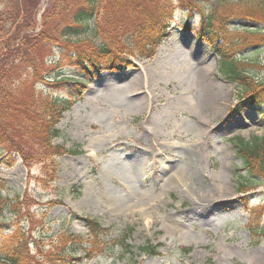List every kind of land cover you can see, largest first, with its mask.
Segmentation results:
<instances>
[{
  "label": "rangeland",
  "instance_id": "1",
  "mask_svg": "<svg viewBox=\"0 0 264 264\" xmlns=\"http://www.w3.org/2000/svg\"><path fill=\"white\" fill-rule=\"evenodd\" d=\"M173 1L168 38L154 57L129 55L121 69L103 63L93 75L77 73L86 80L80 95L69 81L58 89L73 94L75 103L59 123L55 144L77 152L56 155L55 169L53 162H32L0 145V223L19 222L10 205L22 194L21 224L30 232L27 254L33 258L27 264H62L61 255L83 256L79 264H264V236L257 231L264 226V177L242 167L233 141L264 134V104H240V89L221 74L214 46L182 30L186 21L198 28L201 14L190 10L191 0ZM194 1L208 11L213 0ZM251 27L233 21L228 36ZM256 30L264 38V30ZM81 37L96 41L90 32ZM256 46L237 57L248 64L244 71L264 82V44ZM76 72L64 71L70 79ZM188 153L198 163L196 183L186 180L174 190L169 175L190 167ZM142 155L156 157L144 176L135 167ZM112 165H124L132 182L118 185L107 175ZM102 180L115 197L125 195L118 208L100 190ZM140 192L155 200H141ZM85 219L101 225L98 236ZM146 244L158 254L139 249Z\"/></svg>",
  "mask_w": 264,
  "mask_h": 264
},
{
  "label": "trees",
  "instance_id": "2",
  "mask_svg": "<svg viewBox=\"0 0 264 264\" xmlns=\"http://www.w3.org/2000/svg\"><path fill=\"white\" fill-rule=\"evenodd\" d=\"M44 2L0 0V145L7 148L4 145L8 144L32 162H53L56 169V155L70 152L60 151L63 145L55 144L62 135L58 124L75 103L73 94L69 97L58 89L69 81L76 85V95H80L79 85L85 81L65 78V69H78L76 73L90 75L100 71L103 63L121 69L130 64L129 55L152 57L168 37L167 28L173 21L177 4L173 0H48L38 23ZM189 4L190 10L201 14L200 35L213 46L222 41L217 46L221 70L240 86L239 97L257 105L264 103V82L244 71L248 64L237 57L249 46L263 45L264 38L256 35L257 28L239 30L233 33L234 37L228 36L231 22L238 20L258 23V29L263 30L264 0H213L208 11L194 0ZM184 27L189 29L190 23L184 22ZM88 32L96 41L81 37ZM36 83L41 84V90ZM233 141L243 168L263 178L264 135L253 136L251 140L238 137ZM239 172L238 168L236 173ZM244 185L242 182L241 188ZM21 195L16 194L10 205L11 214L18 216L19 222L12 227L6 224L2 227L0 223V229L8 231L7 234L0 231L2 247H5L0 252V264H27L33 260L27 254L30 232L21 224ZM25 213V220L32 222V214ZM86 221L98 236L101 225L95 220ZM257 231L264 236V227ZM125 240L121 244L124 242L122 245L130 249ZM139 249L157 254L155 246L150 244ZM61 257L62 264H68L67 260L78 264L84 259Z\"/></svg>",
  "mask_w": 264,
  "mask_h": 264
},
{
  "label": "bare ground",
  "instance_id": "3",
  "mask_svg": "<svg viewBox=\"0 0 264 264\" xmlns=\"http://www.w3.org/2000/svg\"><path fill=\"white\" fill-rule=\"evenodd\" d=\"M156 144H158V142L156 141ZM138 162H136V165L135 167L136 168H139V173L143 174L144 175H147L146 173H148L149 169L151 168V165L153 163H155V160H156V157H151V158H148V157H143L140 156L138 158ZM187 160L190 162V167L186 168L185 166H183V168L179 169L177 173L175 174H170L169 175V178L168 179V186L174 190L178 189V188H183L184 185L183 182H185L186 180L192 185H194L193 182L196 183V173H197V170H198V163H195L194 164L192 163L193 162V158L191 159V154L188 153L187 155ZM196 165V166H195ZM115 168V169H114ZM112 170H110L107 175L109 174L110 176L114 177L116 179V182L125 187L127 185V183H130L132 182V179L131 177L127 174L126 172V168L124 167V165H112ZM120 170V171H119ZM199 172V171H198ZM102 184L100 186V190L101 191H106V194L108 193V198L109 196H111L109 198V201H110V204L113 206V208H118L119 207V202L122 201V199H125V195H123L122 199L120 198H117L115 197L116 195L114 194V191L112 189V191L109 192L108 190V186H107V183L104 182V180L101 181ZM119 190V188H118ZM112 195H111V194ZM218 193H220L221 196H224V193L222 192V190H220ZM114 194V195H113ZM140 195V199L143 200V201H146L148 203H151L153 202L155 199L152 198L149 194V192H140L139 193ZM221 196H218V197H221ZM188 197V195H187Z\"/></svg>",
  "mask_w": 264,
  "mask_h": 264
}]
</instances>
